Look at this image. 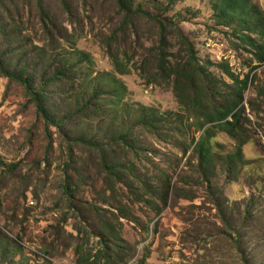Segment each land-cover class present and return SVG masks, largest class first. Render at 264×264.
<instances>
[{
  "label": "rangeland",
  "instance_id": "rangeland-1",
  "mask_svg": "<svg viewBox=\"0 0 264 264\" xmlns=\"http://www.w3.org/2000/svg\"><path fill=\"white\" fill-rule=\"evenodd\" d=\"M254 1L264 11V0ZM134 2V11L141 3L144 11L180 24L201 62L208 60L219 77L223 61L241 77L250 74L246 100L255 97L263 109L246 103L254 137L245 147L248 162L200 168L192 137L199 138L203 129L192 117L175 122L184 112L171 85L146 77L156 68L160 40L153 20L135 14L110 39L124 17L116 0H43L50 30L36 0H0L1 53L45 46L70 52L75 64L68 78L49 89L48 120L37 114L22 86L0 78V227L21 245L0 264H79L78 245L91 256L88 264H99L93 255L107 245L116 264L129 256L128 264H245L241 247L251 264H264V95L256 98L264 88V63L241 33L216 21L210 0H175L168 9V0ZM168 39L167 50L175 51L178 41L174 35ZM110 49H119L130 73L116 72ZM114 77L127 88L123 97L115 96L117 126L127 125L122 115L141 106L167 119L156 130L138 126L136 148L109 145L108 152L118 153L116 162L133 166L119 180L101 167L98 150L72 139L98 135L100 120L67 117L70 97L96 98L101 88L97 97L105 100ZM59 117L64 121L57 125ZM102 126L109 128V120ZM212 144L225 155L235 151L238 140L217 131ZM71 158L75 168L68 165ZM67 173L71 194L65 189Z\"/></svg>",
  "mask_w": 264,
  "mask_h": 264
},
{
  "label": "trees",
  "instance_id": "trees-1",
  "mask_svg": "<svg viewBox=\"0 0 264 264\" xmlns=\"http://www.w3.org/2000/svg\"><path fill=\"white\" fill-rule=\"evenodd\" d=\"M116 1L119 9L124 11V17L110 39H113L121 29L125 28L135 14H141L157 23L160 40L156 46V68L146 77L151 83L168 82L171 85L179 106L184 112V114L181 113L177 115L178 117H174L175 122L179 123L180 121L182 123V118L192 117L198 121L199 130L203 129L199 138L192 137V141L195 142L194 154L196 153L198 156L200 168L206 170L214 167V163L218 161L229 164L230 169L234 165H240V162L247 163L245 147L254 137L251 134L250 126L253 120L247 114L246 103L252 110L260 112L263 109V104L256 103L255 97L246 100L245 93L249 86L250 74L247 73L241 77L234 72L229 61H223L221 62L223 66L222 77H219L211 70L208 60L201 62L193 40L180 24L164 17L162 14L144 11L141 3L137 5V11H134L132 8L135 5V0ZM174 2L175 0H168L165 9H168ZM210 2L216 21L220 24L233 26V32L241 33V38L253 47L258 61L264 63V11L259 8L258 4L254 0H210ZM36 5L43 17L45 29L50 30L49 16L44 10L43 0H36ZM12 30L15 31V29ZM248 32L250 34L257 33L258 38H253L247 34ZM2 33H5L4 26H0V36ZM170 35H174L178 41L175 51H169L166 48L167 43H172L168 39ZM109 53L118 74L131 72V68L121 59L119 49H110ZM125 53H127V50H125ZM137 65L134 64L136 67ZM74 67L75 64L72 63L70 52H63L56 48L49 50L45 46H36L26 51L13 49L9 54L0 52V78H7L9 86L11 84L22 86L29 102L35 106L37 114L46 120L50 119L51 116L50 108L46 103L49 100L50 87L56 81L62 80L64 77L68 78V74L73 71ZM109 74L112 75L110 72ZM223 74L227 76L228 80ZM126 91L127 88L123 81L114 77V89L108 91L111 92L110 97L102 100L103 102L98 98L102 94L100 88L95 90L96 98L91 96L89 99L82 101V95L70 97L68 106L73 105V108L67 110V113L71 115H67V117H73L74 115L81 118L89 116L90 119L100 120L98 135L76 134L72 139L86 142L89 148L94 147L98 150L101 167L107 169L118 180L121 179L122 174L132 169L133 166L130 161L124 159L116 162V158L119 157L118 153L113 149L112 152H108V149L111 148L109 145L114 143L115 146L122 145L126 148H136L139 145V138L135 133L138 126L156 130L161 128L162 119L167 121L166 118L159 116L149 106H141L135 108V111L133 108L127 116L122 115V118L128 122L127 125L117 126L119 113L118 118H114L115 114L117 115V98L123 97ZM257 93L256 98L262 97L264 88L258 90ZM112 105L115 108H112ZM106 120H109L110 126L104 129L102 123ZM63 121L64 117H59L55 122L59 125ZM217 131L224 132L238 140L234 152L225 155L215 152L212 138H214ZM47 133L49 145H52V136L49 131ZM73 159L71 158L68 163L70 168H75L72 164ZM71 181L72 175L67 173L65 189L68 194L72 192ZM10 245L11 248H9ZM80 247L81 245H78L76 248V253L81 257L79 264L90 263L91 256L82 253ZM20 249L19 242L10 238L9 234L0 227V261H3L8 253L12 251L17 253ZM241 253L245 264H251L242 247ZM131 257L125 258L123 264H128ZM92 262L116 264L113 257V247L111 245L104 246L101 251L93 255ZM135 264L145 263L138 262Z\"/></svg>",
  "mask_w": 264,
  "mask_h": 264
}]
</instances>
